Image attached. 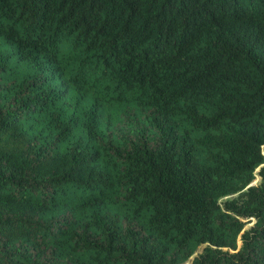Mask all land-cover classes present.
<instances>
[{
  "label": "trees",
  "instance_id": "obj_1",
  "mask_svg": "<svg viewBox=\"0 0 264 264\" xmlns=\"http://www.w3.org/2000/svg\"><path fill=\"white\" fill-rule=\"evenodd\" d=\"M188 260L264 264V0H0V264Z\"/></svg>",
  "mask_w": 264,
  "mask_h": 264
},
{
  "label": "rangeland",
  "instance_id": "obj_2",
  "mask_svg": "<svg viewBox=\"0 0 264 264\" xmlns=\"http://www.w3.org/2000/svg\"><path fill=\"white\" fill-rule=\"evenodd\" d=\"M258 180H259V177H258V175H256V177H255L253 183H256ZM252 223H253V219H252L249 223H247V224L245 225V228H248ZM200 249H201V246H199V247L197 248V252H199ZM182 264H189V260L186 261V262H184V263H182Z\"/></svg>",
  "mask_w": 264,
  "mask_h": 264
}]
</instances>
